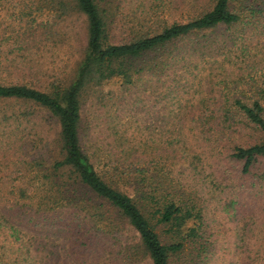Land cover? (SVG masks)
<instances>
[{"label":"rangeland","instance_id":"rangeland-1","mask_svg":"<svg viewBox=\"0 0 264 264\" xmlns=\"http://www.w3.org/2000/svg\"><path fill=\"white\" fill-rule=\"evenodd\" d=\"M96 1L107 11L106 30L112 42L154 32L165 23L163 18L167 23L186 20L190 11L182 4L170 5L169 11L163 5L168 6V0ZM249 20L180 37L134 57L127 64L133 68L154 65V75L146 71L130 88L116 75L103 81V91L90 85L81 94L85 145L90 144L89 136L96 148L104 141H113V135L105 139L104 133L127 120L126 126L140 133L144 158L158 161L145 171V181L117 179L120 188L136 198L146 212L157 206L148 202L154 195L178 202L192 200L201 209L202 220L192 217L178 235L169 224L150 217L162 242L182 241L180 250L170 258L171 264H264V156L243 172L242 161L230 155L235 144H250L261 134L246 124L245 118L237 117L238 122L235 118L229 124V134L209 138L211 132L203 120L210 113L219 115L229 110L234 114L231 103L235 97H264V9ZM86 40V16L75 0H0V41L5 42L3 54L0 52V82L25 83L45 91H51L54 85L64 87L76 75ZM9 46L11 51L6 50ZM28 110L35 111L30 124L41 125L47 140L59 137L57 118L46 110L31 103L0 99V118L8 117L14 125ZM190 113L199 116L193 123ZM25 124L26 129L14 130L15 134L7 131L6 135H27L30 125ZM34 139L22 138L10 147L0 144V179L10 174L9 179L16 183L19 171L13 170L12 161L22 152L28 159L30 153L41 149L43 167L52 170L51 162L59 148L49 151L52 144L42 147L44 140ZM155 149L160 150V158ZM172 152L175 155L167 156ZM152 186L156 191H150ZM14 188L0 184V191L7 197L10 191H17ZM68 189L79 191L72 184ZM114 218L123 226L117 243L102 238L88 245L86 252L83 245L52 241L44 231L24 227L26 219L18 227L24 237L30 235L32 255L40 259V264H152L127 218ZM84 227L94 230L91 222ZM191 227L189 234L184 232ZM136 244L127 250L126 246ZM34 246L38 250H32ZM10 247H0L6 259L8 254L18 253L8 252Z\"/></svg>","mask_w":264,"mask_h":264},{"label":"trees","instance_id":"trees-1","mask_svg":"<svg viewBox=\"0 0 264 264\" xmlns=\"http://www.w3.org/2000/svg\"><path fill=\"white\" fill-rule=\"evenodd\" d=\"M168 1V6L163 5L169 8V11L170 5L174 7L186 5L190 10L188 18L168 23L163 18L162 21L165 23L154 32L112 42L109 41L106 30V9L96 0H75L78 9L86 16L87 40L73 81L64 87L54 85L51 91L25 83L0 82L1 100L31 103L35 108L46 110L55 116L59 123V137L47 140L41 125L37 122L36 125L30 124L31 115L35 113L33 110L24 111L23 118L19 119L16 125L12 124L8 117L0 118V144L10 147L11 143H19L22 138L24 140L29 138L35 142V137L44 140L42 147L52 144L53 148H49V151L59 148L51 162V171L43 167L45 159L40 149L30 153L32 156L28 159L26 152L16 155L12 161L13 170L19 171V175L15 177V184L14 179H9L10 174H4L0 179V184L17 189L10 191L8 197L0 191V247L7 244L9 247L13 246L8 252L18 251L12 256L8 254L7 259L4 253L0 252V264H40V259L32 255L33 243L30 241V235L24 237L25 234H21L22 228L18 227L22 219L27 221V226L24 227H35L39 233L44 231L50 240L65 243L70 241L83 245L86 252L88 245L102 238L117 243L123 226L114 216H118L119 219L125 217L138 232L141 244L148 252L152 264H171L170 258L180 250L182 241L177 239L168 243L162 242L150 217L155 216L156 222L169 224L170 230L177 235L182 232L181 227L192 217L202 220L201 209L192 200L188 203L168 199L165 195H159L161 199L155 195L150 196L148 202L157 206L146 212L136 198L117 185V179L129 180L130 177L145 181V171L158 162L154 157L144 158L140 133L135 128H128L127 120L120 121L114 130L104 133L105 139H108L107 135H113V141L103 140V144L97 148L91 144L90 136L88 137L90 144L85 145L82 142L84 132L81 124L83 120L81 94L90 85L97 86L96 90L103 91L101 86L103 81L117 75L122 78L121 83L130 88L136 85V79L146 71L154 75V65L133 68L127 64L134 57L158 49L177 38L213 29L219 25L231 27L237 23L249 22L250 17H256L264 9V0ZM230 40L233 41V37ZM4 46L5 42L0 41L1 54ZM11 46L6 50L11 51ZM231 105L238 114H229V110L219 115L210 113L205 114L203 120L211 132L209 138L213 135L222 138L226 133L229 134L227 131L229 124L235 118L238 122L241 117L245 118L246 124L259 130L260 139L250 144H235L230 153L232 157L242 161V171L247 172L260 156H264V97L255 96L250 100L235 97ZM195 116L193 113L188 116L192 123L197 119ZM28 122L30 127L27 135L20 134V137L9 133L6 135L7 131L10 133L13 131L15 134L17 130L26 129L25 123ZM149 144L151 146L152 143ZM162 149L164 152L167 151L166 147ZM155 151L159 157L160 150ZM169 151H173V147H169ZM173 154L175 155L173 152L167 153V156ZM178 155L180 156L179 153ZM32 166L34 168H31ZM63 174H66V177L62 176ZM69 178L72 179L71 183L68 182ZM70 184L73 189L79 191H69ZM53 187L62 190L44 191V188ZM156 189V186H152L150 191ZM88 221L94 227L93 232L84 227ZM192 230L193 227L184 232L189 234ZM136 246L137 244L126 247L129 251ZM38 248L34 246L32 250ZM97 252L102 253L100 250Z\"/></svg>","mask_w":264,"mask_h":264}]
</instances>
